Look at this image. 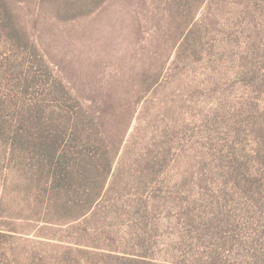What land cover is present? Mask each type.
<instances>
[{"label": "rangeland", "instance_id": "obj_1", "mask_svg": "<svg viewBox=\"0 0 264 264\" xmlns=\"http://www.w3.org/2000/svg\"><path fill=\"white\" fill-rule=\"evenodd\" d=\"M61 4L0 0V264H264V0ZM42 100L117 146L95 199L31 205Z\"/></svg>", "mask_w": 264, "mask_h": 264}, {"label": "trees", "instance_id": "obj_2", "mask_svg": "<svg viewBox=\"0 0 264 264\" xmlns=\"http://www.w3.org/2000/svg\"><path fill=\"white\" fill-rule=\"evenodd\" d=\"M52 1L63 3L61 7L66 9L80 10L83 7L93 8L101 0ZM5 13L7 14V12ZM5 17L3 15L1 18L4 20ZM9 17L8 14L5 21L9 20ZM45 103V100L33 101L23 115L22 120H31L32 126H29L32 127V130L26 128L10 132L11 140L27 145L34 151L33 157L31 156L32 164H28L26 172L31 171L38 175L36 191L41 193L43 198L38 201L40 196H36L35 200L32 199L31 205L35 207L34 205L42 202L46 203L49 209H57L56 206L61 209L69 207L73 201L69 199L67 201L66 198L73 197L74 193L83 192L84 189L94 194L95 199L111 171L117 146L105 157L99 153L89 154L86 151L88 146H100L101 141L103 142L102 138L96 134L98 126L93 125L92 121H89L88 125L83 124L82 119L84 120L85 117L82 115L80 107L73 114L70 113V110L62 111V114L55 113V110ZM61 123L66 125V130H60ZM99 123L102 122L99 121ZM99 132L101 133V131ZM76 148H78L77 151ZM61 195L66 198L59 199L57 205ZM93 197L92 201L82 206L78 215L72 216L74 219L89 210L94 200Z\"/></svg>", "mask_w": 264, "mask_h": 264}]
</instances>
